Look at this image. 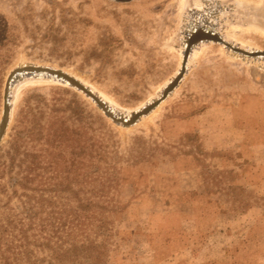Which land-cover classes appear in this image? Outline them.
<instances>
[{
    "label": "rangeland",
    "instance_id": "obj_1",
    "mask_svg": "<svg viewBox=\"0 0 264 264\" xmlns=\"http://www.w3.org/2000/svg\"><path fill=\"white\" fill-rule=\"evenodd\" d=\"M196 1L0 0V119L20 64L143 107L179 72ZM220 2L233 6L227 40L264 51V0ZM199 48L173 95L129 128L64 84L15 87L0 264H264V67Z\"/></svg>",
    "mask_w": 264,
    "mask_h": 264
},
{
    "label": "water",
    "instance_id": "obj_2",
    "mask_svg": "<svg viewBox=\"0 0 264 264\" xmlns=\"http://www.w3.org/2000/svg\"><path fill=\"white\" fill-rule=\"evenodd\" d=\"M205 34L206 32L201 30L199 27V29H196L191 35H189L187 48L183 57L182 67L179 74H177V76H175V78H173V80L170 81L169 84L165 86V88H163L161 95L157 99L146 102L142 108L136 109L130 114L126 111L118 109L109 102L107 103V100L105 101L103 98H101L99 93L95 92L91 87L87 86L84 82L65 70L39 64H23L15 67L9 73L5 82L3 112L0 119V143L2 142L11 121L13 95L12 90H14L18 84L26 80H55L67 84L90 98V100L94 102L97 107L101 109L102 112L118 126L129 128L137 125L143 118L149 116L163 102L171 97L175 90L180 86L189 72L187 69L189 56L191 55L193 49H195V47L204 40ZM212 40L214 42L223 43L228 48L237 52L249 54L247 50H243L237 46H234L230 42H226L220 36L213 35ZM256 53L264 56V51H257Z\"/></svg>",
    "mask_w": 264,
    "mask_h": 264
},
{
    "label": "bare ground",
    "instance_id": "obj_3",
    "mask_svg": "<svg viewBox=\"0 0 264 264\" xmlns=\"http://www.w3.org/2000/svg\"><path fill=\"white\" fill-rule=\"evenodd\" d=\"M197 1H198V5H196L194 7V10L190 11V13H188V14L185 13L186 15H184V17L182 19L181 31L183 33V46H182V48L180 47L181 48L180 49L181 50V52H180L181 58H182V56L184 57V54H185V51H186V48H187V42H188V39H189L188 38L189 35H191L196 29H199V27H200L201 30H203V31L206 32V34L204 36V40L201 41V43H199L195 47V49H197V48L200 49L199 48L200 46H206L208 44H211V42L217 43V44H221L222 50L223 51L224 50L227 51L228 57L233 58V59H242L247 64H258V65L264 67V56H261L258 53H256L257 51H263V50H260V49H250V48L245 47V46H243V45H241L239 43H236L235 41H228L227 40V37L225 36L224 31H223V29H224L223 24L224 23H227L226 14H227V12H229L230 10H232V8H231V7H233L232 4L231 5H228L227 4V6H224V5L221 4L220 0H197ZM248 26L249 25H247V27ZM230 29H231L230 31L232 33L231 36H233V37L237 36L236 35V32L237 33H239V32L236 30V28L234 27V28H230ZM247 29H249V28H247ZM256 32H258V31L256 30ZM213 35L220 36L226 42H230L234 46H237V47H239V48H241L243 50H247L249 52V54L248 53L245 54V53L237 52V51H235L233 49L228 48L223 43L214 42L212 40V36ZM180 44H182V43H180ZM242 44H244V43H242ZM195 49H193L191 55L189 56L188 63H187V69H189L191 58L195 54ZM182 61H183V59H182ZM181 67H182V65H181ZM180 70H181V68H180ZM180 70H179V72H180ZM179 72L177 74H179ZM177 74L175 76H177ZM175 76L173 78H175ZM173 78H172V80H173ZM37 80H40V79H37ZM172 80H170V81H172ZM52 81H55V80H52ZM55 82H58V81H55ZM58 83H61V82H58ZM61 84H64V83H61ZM64 85L69 86L67 84H64ZM69 87H71V86H69ZM161 92L160 93L158 92L159 94L156 97H154V98H152L150 100L157 99L161 95ZM3 102H4V100H3Z\"/></svg>",
    "mask_w": 264,
    "mask_h": 264
}]
</instances>
